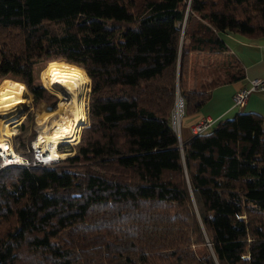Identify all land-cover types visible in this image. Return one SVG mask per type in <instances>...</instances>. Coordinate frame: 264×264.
I'll list each match as a JSON object with an SVG mask.
<instances>
[{"label": "trees", "instance_id": "16d2710c", "mask_svg": "<svg viewBox=\"0 0 264 264\" xmlns=\"http://www.w3.org/2000/svg\"><path fill=\"white\" fill-rule=\"evenodd\" d=\"M225 33L264 37V0H0V90L54 110L37 65L90 80L74 155L0 167V264H264V117L171 126L245 79Z\"/></svg>", "mask_w": 264, "mask_h": 264}, {"label": "bare ground", "instance_id": "6f19581e", "mask_svg": "<svg viewBox=\"0 0 264 264\" xmlns=\"http://www.w3.org/2000/svg\"><path fill=\"white\" fill-rule=\"evenodd\" d=\"M49 90L59 95L57 107L53 111H43L52 117V121L43 126L35 138L34 144L44 160L60 159L58 146L62 142L73 141L77 138L80 125L86 122L85 101L89 80L82 73L69 69H53L43 76ZM58 88V89H57ZM71 98L66 106L64 94ZM25 99L6 90H0V155L5 161L20 162L21 157L15 154L13 147L5 141L4 131L16 118L18 109L23 106ZM77 140V139H76ZM12 146V145H11Z\"/></svg>", "mask_w": 264, "mask_h": 264}, {"label": "crops", "instance_id": "0c3cea01", "mask_svg": "<svg viewBox=\"0 0 264 264\" xmlns=\"http://www.w3.org/2000/svg\"><path fill=\"white\" fill-rule=\"evenodd\" d=\"M222 38L242 63L245 79L215 88L210 100L198 112L189 115L187 120L184 115L180 121L181 141L191 136L190 126L204 117L211 118L213 125L238 112H253L264 117V88L252 92L242 109L236 108L232 102V95L236 90L248 87L254 79L264 80V37L249 39L239 34L225 33Z\"/></svg>", "mask_w": 264, "mask_h": 264}, {"label": "rangeland", "instance_id": "374dc122", "mask_svg": "<svg viewBox=\"0 0 264 264\" xmlns=\"http://www.w3.org/2000/svg\"><path fill=\"white\" fill-rule=\"evenodd\" d=\"M51 64L70 65V64L57 63V62H53ZM42 65L43 64L36 66L37 68L35 69V72H34L36 82H38L39 84H41V86L44 85L45 88L48 91H50L51 94L55 95L57 97V100L59 101V95L57 94V92H55L54 90H49L50 88H48L46 86V84H45V82H44L43 79H41L42 81H40L39 74H38V70L42 67ZM42 83H43V85H42ZM5 89H10V88H5ZM20 89H22V88H20ZM11 90H13V89H11ZM14 91H16L17 93H19L25 99V101L23 103V106H21L18 109V113L16 114V118L11 122L10 126L3 132L4 133V137H5V139L8 140V142H7V140H5V141L8 144H9V142L11 143V144H9V147H10V149H12L11 148L12 147L11 145H12V143L14 141L15 135L18 134L19 126L22 124V122H25L26 121L27 115L28 114H31L32 119H31V121H28L27 122V134H30V133L34 132L33 138L30 141L31 142V149H32V146H33V143L35 141V138L37 137L38 133H40L41 128L43 126L49 124L52 121V117H50L48 114H46L43 111V109L44 110H47V111H53V110H48L46 104L43 101H40L37 104L33 105L32 104L33 96L29 93L28 90H27L28 91L27 94H26L25 90H24V93L20 92L19 90H14ZM60 91L64 94V99L63 100H64V104H66V106H67L68 103L70 102L71 98L69 96H67L63 90L60 89ZM89 92H90V80H89V85H88V89H87V92H86V101H85L86 122H84L83 124L80 125V131L78 132V135H77V138H76L77 140L75 139L73 141L62 142V143L59 144V146H58V148H59L58 153H59L60 159H64V158L69 157V156H71V155L74 154V152H75L74 147L79 143L80 134H81L82 128L88 125L87 107H88V96H89ZM58 101H57V103H58ZM57 103H56V107H57ZM188 118H190V116L186 114L185 115V120H187ZM30 130H32V131H30ZM27 150L28 149L26 147L24 150L16 149V151H14V152H15L16 155L18 154L23 160L26 159V160H28L30 162H33L34 160L31 161V160L25 158L22 155L23 152L24 153H27L28 152ZM61 151H63V152H61ZM39 163H41V162H39ZM41 164H43V163H41Z\"/></svg>", "mask_w": 264, "mask_h": 264}, {"label": "built area", "instance_id": "2783aa9c", "mask_svg": "<svg viewBox=\"0 0 264 264\" xmlns=\"http://www.w3.org/2000/svg\"><path fill=\"white\" fill-rule=\"evenodd\" d=\"M263 88H264V80H262V79L252 80L251 84L248 87H242L233 93V95H232L233 105L238 109H242L245 106V103L248 99V96L252 92H254L258 89H263ZM182 114H183V101H182V98L179 95H177L176 99H175V106H174L173 111L171 113V126H172L173 130L177 133L180 142H181V139H180V133H181L180 121H181ZM212 125H213L212 119L209 117H204L201 120H199L198 122H196L190 126L191 135H198L200 133H203V132L209 130L210 128H212L213 127ZM32 150H33V154H34V161L33 162H30L26 159L23 160L22 158H21L20 162L15 161V160L5 161L4 157L2 155H0V160H1L0 167H5V166H9V165H24V166H30V167H36L37 165H45L48 167H52L53 163H55L59 160V159H51V160L41 159L42 155L40 154V151L37 150V148H35L34 143L32 146ZM58 150H59V148H58ZM39 162H41L43 164H41Z\"/></svg>", "mask_w": 264, "mask_h": 264}, {"label": "water", "instance_id": "95a60500", "mask_svg": "<svg viewBox=\"0 0 264 264\" xmlns=\"http://www.w3.org/2000/svg\"><path fill=\"white\" fill-rule=\"evenodd\" d=\"M74 154H75V152H74ZM74 154H73V155H74Z\"/></svg>", "mask_w": 264, "mask_h": 264}]
</instances>
